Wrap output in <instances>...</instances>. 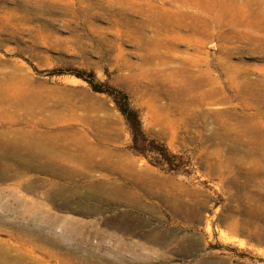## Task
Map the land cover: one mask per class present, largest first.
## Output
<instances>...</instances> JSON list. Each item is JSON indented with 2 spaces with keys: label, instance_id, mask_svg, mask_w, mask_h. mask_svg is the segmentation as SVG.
<instances>
[{
  "label": "rangeland",
  "instance_id": "rangeland-1",
  "mask_svg": "<svg viewBox=\"0 0 264 264\" xmlns=\"http://www.w3.org/2000/svg\"><path fill=\"white\" fill-rule=\"evenodd\" d=\"M262 11L264 0H0V77L32 81L28 91L44 100L39 118L67 119L0 126L54 135L45 151L55 140L39 156L0 143V264H264V146L219 139L227 105L199 104L198 83L186 82L205 69L210 81L197 82L220 88L239 113L236 83L264 82V29L244 22ZM152 12L207 26L157 31ZM58 69L90 71L123 91L145 134L187 164L166 171L134 153L113 99ZM256 101L260 114L233 115L238 132L264 134V97ZM83 145L129 151L136 170L174 183L148 189L119 171L90 170L77 154Z\"/></svg>",
  "mask_w": 264,
  "mask_h": 264
},
{
  "label": "bare ground",
  "instance_id": "bare-ground-1",
  "mask_svg": "<svg viewBox=\"0 0 264 264\" xmlns=\"http://www.w3.org/2000/svg\"><path fill=\"white\" fill-rule=\"evenodd\" d=\"M260 13L261 14H259V16L256 19L251 18V16L249 18H246L244 21L245 24L250 25L252 27H257L260 30L264 29V11H262ZM238 21H236V22H238ZM147 23H149V25H151L157 31L181 29V28L184 29L186 27L190 31L197 32L198 27L202 28L203 26H207V23L203 22V20L198 19V18H196L192 21H189V22L185 21L183 18H178L177 20H174L172 18V16H168V17L165 16L164 17L163 15H161L157 12H152L150 15H148ZM221 25L219 27H222ZM237 27H238V25H237ZM239 27H241V26H239ZM200 32H202V31H200ZM192 38L195 39L194 37H192ZM223 38H224V36H223ZM223 38H222V40H225ZM158 39L159 38L155 37L154 40L151 41V44H157L159 42ZM147 41H149V40H147ZM189 41L192 42L193 44L196 43L195 41H193L191 39H189ZM230 65H232V64H230ZM198 74L207 83H208V81H210V79L208 77L209 73L207 71H205V69L204 70L199 69ZM228 74H230V73H228ZM231 79H233V78L231 77ZM184 81H185V79H184ZM197 83H198V88L201 90L200 94L196 97V99L199 100L198 101L199 104H201V105H203V104L213 105L214 103H223V104L227 105V107L224 108V111L223 112L221 111V114L223 115V117L224 118L226 117V118H225V120H223L224 125L222 126V132H219V131L217 132V134L219 135V136H217L218 138L220 137V138L224 139L223 141L227 140L229 143L234 144V142L241 140V139H239V137H241V135H242V136L247 137L252 142V144L255 145L256 147L257 146H259V147L264 146V134H262L261 136H257L258 134H256L255 132H250V130L247 127H245L246 130L244 129V131H243L244 133H241L240 129H239L240 131L238 132V130H236L235 123L233 121L236 119V117L233 115L240 117L241 114L239 115V113H241V112L244 114L250 115V116H253L254 114L257 115L258 113L260 114L259 111L261 109L257 110V108L256 107L254 108L252 106V104L258 98H261V96L264 97V91H262V89H264L263 88L264 82H262L259 79H255V80H246L245 79L244 81L241 80V81H238L236 83L235 87H236V89H238V92L236 93V95L240 99L239 104L242 105L239 108V109H241L239 113H238V111H236L237 107L235 105L231 104V102H229V100L224 96V94L221 93V90H219L220 88L218 89L215 86L203 88L202 81H198ZM30 84H32V81L25 78V77H18L16 75L1 76L0 77V126L3 123L4 124L6 123L8 125L7 127H11V126L16 125V124H39V125L42 124V125L47 126V125H55V124H61V123L66 122L67 121L66 117L60 116L57 112H50V114H48L46 117H40L39 118L37 116V113H38L37 109L41 108V106L44 104V100L42 98H40V96H38L36 94H32L28 91ZM190 87H189V90H190ZM198 90H197V92H198ZM247 94L250 95V97H248ZM257 102L258 101L255 102L256 105H257ZM252 110H255V112L250 113ZM261 113H264V112H261ZM204 114H207V113H204ZM200 115H202V114H200ZM229 115H232L233 117L232 116L229 117ZM202 117H205V116L202 115ZM242 117H243V115H242ZM244 117H247V116H244ZM237 124H239V126L241 127L242 122H237ZM53 138H54V135H52V134L40 136L39 134H36L33 132H31V133L30 132H12V133H9L5 129L0 130V143L1 144L4 145V143H2V142L6 141L5 142L6 145L8 144L7 146L10 147L14 152H18L19 147H25V151L27 152V154H35L38 147L40 149L42 148V150H43V148H47V146H46V144H44V142L45 143L49 142ZM250 141H248V142H250ZM246 143H247V141H246Z\"/></svg>",
  "mask_w": 264,
  "mask_h": 264
},
{
  "label": "trees",
  "instance_id": "trees-1",
  "mask_svg": "<svg viewBox=\"0 0 264 264\" xmlns=\"http://www.w3.org/2000/svg\"><path fill=\"white\" fill-rule=\"evenodd\" d=\"M64 72H70L85 79L94 91L104 92L113 99L130 128V147L134 153L149 157V162L152 165L159 166L166 171H179L182 166L187 164L181 155L171 153L163 143L151 139L145 134L137 111L130 106L128 97L123 91L113 87H102L101 84L95 82L94 75L90 71L58 69L52 73L62 74Z\"/></svg>",
  "mask_w": 264,
  "mask_h": 264
},
{
  "label": "crops",
  "instance_id": "crops-1",
  "mask_svg": "<svg viewBox=\"0 0 264 264\" xmlns=\"http://www.w3.org/2000/svg\"><path fill=\"white\" fill-rule=\"evenodd\" d=\"M178 43L179 42H176L174 44L178 45ZM186 48L188 50L192 49V47H187V46H186ZM184 63L188 64V65H185V68L188 66H196V64L194 62H184ZM187 78H188L187 79L188 85L191 86L192 90L194 88L196 90L197 79H199L198 73L197 74L191 73L189 75V77H187ZM213 84H214V82L212 80V85ZM195 90L193 91L194 94L196 93ZM47 132L58 133V134L62 133L65 135L68 134L69 136H66V137H67L68 141L71 143H76L74 141L75 139L80 140V142L82 141L81 139H79L80 137H78V135H75V133H72V132H64V133L61 131H47ZM37 134H40V132ZM53 142L48 144V150L47 151H44L38 147L34 156H39L41 154L45 155V154L53 153L51 150V149H53V147H52ZM77 154L82 155L85 163L90 162L89 166H88V168L90 170H96V169L102 168V169H106L110 172L119 171L120 173H122L123 175L128 177V179H131V176H132L138 182H140L144 187H146L148 189H151L152 187H155V186L163 187V186L174 183L169 178L163 179V178H160L157 174H153V173H150L148 171L136 170V168L134 166V161L131 160V153L129 151H126L124 153H121L120 151L113 152L110 148H104V149L99 150V149H95V148L83 145L82 148L78 150Z\"/></svg>",
  "mask_w": 264,
  "mask_h": 264
}]
</instances>
